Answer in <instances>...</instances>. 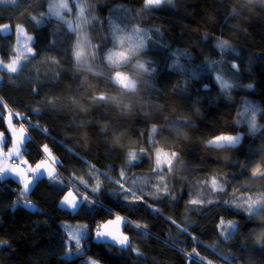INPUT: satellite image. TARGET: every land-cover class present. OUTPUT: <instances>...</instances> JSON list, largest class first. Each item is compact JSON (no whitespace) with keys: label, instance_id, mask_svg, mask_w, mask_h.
<instances>
[{"label":"trees","instance_id":"trees-1","mask_svg":"<svg viewBox=\"0 0 264 264\" xmlns=\"http://www.w3.org/2000/svg\"><path fill=\"white\" fill-rule=\"evenodd\" d=\"M49 1H0V130L8 129L10 113L27 117L11 116L28 132L26 158L32 166L48 159L41 147L48 145L64 181L42 175L20 196L21 182L0 175V264H85L88 256L102 264H264V244L254 239L264 227L258 220L264 208L250 225L228 203L264 193V175L251 172L264 162V0H158L160 6L149 8L145 0H89L88 41H79L68 18L49 15ZM19 25L34 36L35 53L11 73L6 65L17 54ZM77 44L90 50L80 62L72 56ZM116 71L134 80L135 89L114 82ZM218 75L231 87L222 88ZM224 131L241 133V143H202ZM131 152L140 154L129 164ZM161 152L168 153L169 168L157 173ZM106 177L145 202L129 205L114 196L117 185ZM81 178L89 185L100 180V202L112 213L59 205L67 184L85 191ZM160 180L167 194L157 191ZM115 214L133 222L122 225L128 244L86 233L82 252L66 254L72 242L64 224L94 227ZM231 221L238 223L225 227ZM193 248L198 257L189 255Z\"/></svg>","mask_w":264,"mask_h":264},{"label":"snow or ice","instance_id":"snow-or-ice-1","mask_svg":"<svg viewBox=\"0 0 264 264\" xmlns=\"http://www.w3.org/2000/svg\"><path fill=\"white\" fill-rule=\"evenodd\" d=\"M69 4V2H68ZM70 6V4H69ZM160 6L158 0H145V7H158ZM55 14L57 16L60 15L59 11L56 10ZM3 28H9L10 25H3ZM19 30V29H18ZM34 39V36H26V43L22 48L16 49V55H14L11 61L6 65V68L11 73H16L18 71V67L21 60H28L30 55H34L35 50L33 47H30L27 41H31ZM218 81H220L222 88L231 87L230 84L224 81L223 77L218 75L216 77ZM251 87V85H249ZM10 117L15 115L19 119H27V117L23 116L20 113H10ZM239 114L234 123H239ZM30 126L31 122H29ZM248 125L252 129L257 127V116H251L248 120ZM10 133V136H9ZM9 138H11V147L7 149V152H4L3 149L7 147V143ZM29 142L28 132L25 128V125L21 123L19 125V133H17V129L11 125V121L9 120V127L6 130H0V160L12 161L11 163H6L0 165V175H4L6 173L11 172L13 175L17 176L21 181V186L18 188V192L20 196H26L29 192V189L33 182L35 181L38 175L46 174L47 177L52 181H58L59 174L56 170V167L53 165L59 166L61 164L60 160L53 156V153L48 145H42L43 153L47 154L48 159H42L39 163H36L33 167L29 160L26 158V144ZM213 143L218 145H228L232 148H235L241 143V136L239 134H233L227 131L218 132L216 136L213 138ZM140 153L131 152L129 153L128 163L131 164L133 161L138 159V155ZM163 156H168V153L161 152L156 156L155 161V169L157 173H160L161 168L164 165H168L169 163L167 159H162ZM174 155V154H173ZM95 172L96 170L93 169ZM251 172L253 176L256 175H264V162H256L251 166ZM127 173L121 172L120 178L125 179ZM162 176V174H160ZM110 182L117 185V188L112 190V194L114 196H119L121 200L125 201L129 205H136L138 203H144L143 196H136L132 191L131 187H124V184L120 183L119 180L106 177ZM76 180L77 178H73ZM161 183L157 185V191L163 192L167 194V188L162 184L163 180H160ZM64 183V181H58ZM79 185H82L85 191H80L77 188H73L71 184H67V191L62 195L60 200V204H63L68 209L73 211L79 209L82 204H87L90 206V210L95 213L96 208L105 209V206L100 202V193L104 191L103 185L101 184L99 179L95 180V183L89 185V182L84 179L77 180ZM125 183H131V181L125 180ZM218 185L217 179L215 177L211 180V187L213 191L216 190ZM223 189L221 188V191ZM129 197H134L133 199H128ZM253 201H255L253 203ZM258 201V203L256 202ZM26 203H31V201H25ZM190 203L193 205L203 203L200 199H192ZM233 206L247 217H249V224L252 225V216L259 209L264 208V193L260 194L258 198H241V202H232ZM105 211L112 213L113 210L109 207L106 208ZM155 211V209H153ZM221 225H224V220L221 218ZM238 221L227 222L225 227L231 228L236 226ZM114 224H124L126 226H131L133 222L129 220L127 217H122L120 214H115L114 219L108 217L104 218L100 223L94 222V227L87 223L82 225H77L74 228L69 230L68 239L72 243V246L68 248L66 254L75 251L78 252L82 247L81 237L83 234L88 233L96 240H104L105 238L115 241L116 244L120 246H124L129 243L128 235L120 234L118 235L116 232L109 230V226ZM137 228L145 227L139 224L134 225ZM183 231V229H181ZM191 257H198L199 254L196 252V249H192V253L189 254ZM202 259V258H201ZM85 264H102V262L96 258H91L85 261Z\"/></svg>","mask_w":264,"mask_h":264},{"label":"rangeland","instance_id":"rangeland-1","mask_svg":"<svg viewBox=\"0 0 264 264\" xmlns=\"http://www.w3.org/2000/svg\"><path fill=\"white\" fill-rule=\"evenodd\" d=\"M68 2L70 4V6H69ZM92 7H93L92 3L89 0H50L47 9H48L49 15H51V16H55V17L62 18V19L68 18L70 26L72 28H75V29L77 28V30H78L79 41H80V39L82 41H84V40L88 41V36L86 35V32H85V26L87 25V22L92 19L91 15H89V14H91L90 8H92ZM56 10L59 11V13H60L59 16H57L55 14ZM7 30H8V28L6 29V31ZM16 35H17V39H16V46L15 47H16V49L22 48L24 46V44L26 43V36H30V34L26 33L24 31V28L19 25L16 27ZM19 35H21V36H19ZM31 42H32V40L27 41V43L30 47H31ZM130 79L131 78L127 74L120 72V71H116L113 75V81L118 83V84H121V86H124L126 88L127 87L129 88ZM9 120L11 121V124L14 125V123L12 122L13 121L12 117L9 116V117H7V126H9ZM237 134H239L241 136V133H237ZM162 159H167V161H168L169 157L162 155ZM65 223H67V222H65ZM68 224H70V223H68ZM82 224L83 223H80V222H78L74 225L73 224L72 225L64 224L65 225V231L68 234L70 229L74 228L77 225H82ZM122 225L123 224L111 225V226H109V230L116 232L118 235H120V234L126 235V233L122 230ZM85 235H86V233L82 235L81 240L84 238ZM99 241H108V242H112V243L116 244L115 241H112V240L107 239V238H105L104 240H99ZM81 252H82V248L78 252L72 251V252L68 253V255L72 256L74 254H78ZM85 258L86 259H84V263L86 260H89L92 257L88 256Z\"/></svg>","mask_w":264,"mask_h":264},{"label":"clouds","instance_id":"clouds-1","mask_svg":"<svg viewBox=\"0 0 264 264\" xmlns=\"http://www.w3.org/2000/svg\"><path fill=\"white\" fill-rule=\"evenodd\" d=\"M90 54V50L86 47H82L81 45L77 44L74 46L73 51H72V56L76 62H80L82 59H85L88 55ZM139 68L143 72H147V64L143 61L140 62ZM89 71H92V69H89ZM135 89V81L131 80L129 81V90H134ZM213 138L214 137H208L206 139H202V143L207 147V146H215L217 148L220 147V145L213 143ZM255 201H253L254 203ZM258 220L260 222H264V216L258 217ZM255 242L257 244H264V227L260 228L259 230L256 231L254 235Z\"/></svg>","mask_w":264,"mask_h":264},{"label":"crops","instance_id":"crops-1","mask_svg":"<svg viewBox=\"0 0 264 264\" xmlns=\"http://www.w3.org/2000/svg\"><path fill=\"white\" fill-rule=\"evenodd\" d=\"M5 30V29H4ZM12 126H14L15 128H16V126H15V124L13 125V124H11ZM9 126H7V128H8ZM17 129V128H16ZM17 133H19V130L17 129ZM6 163H8V161H5V160H0V165H3V164H6ZM35 165H33V167H34ZM42 175H46V174H42ZM42 175H38L36 178H38V177H40V176H42ZM3 177H11V178H13L14 180H16V181H19V182H21L20 181V179L17 177V176H15V175H13L11 172H9V173H6V174H4V175H2ZM33 185V184H32ZM31 185V186H32ZM31 188V187H30ZM59 205L61 206V207H65L66 209H68L66 206H64L63 204H60V202H59ZM69 210H71V209H69ZM71 211H73V210H71Z\"/></svg>","mask_w":264,"mask_h":264},{"label":"built area","instance_id":"built-area-1","mask_svg":"<svg viewBox=\"0 0 264 264\" xmlns=\"http://www.w3.org/2000/svg\"><path fill=\"white\" fill-rule=\"evenodd\" d=\"M12 161H10L9 163H11Z\"/></svg>","mask_w":264,"mask_h":264}]
</instances>
